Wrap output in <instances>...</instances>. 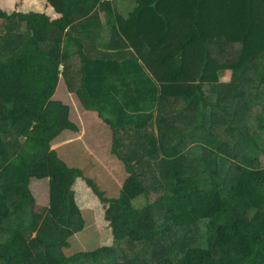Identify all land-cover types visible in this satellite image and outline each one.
<instances>
[{"label":"trees","instance_id":"obj_1","mask_svg":"<svg viewBox=\"0 0 264 264\" xmlns=\"http://www.w3.org/2000/svg\"><path fill=\"white\" fill-rule=\"evenodd\" d=\"M46 1L58 17L0 8V264H264V0H131L126 14L119 0ZM228 42L239 53L222 61L212 46ZM224 69L251 70L253 81L240 88L239 163L223 164L220 151L210 160L188 146L166 151L155 131L163 99L199 113L203 86ZM60 80L111 128L126 171L116 197L52 148L78 130L69 106L52 99ZM132 131L141 152L118 139ZM32 178L47 179L41 210ZM77 178L104 206L112 244L68 256V239L83 229Z\"/></svg>","mask_w":264,"mask_h":264},{"label":"crops","instance_id":"obj_2","mask_svg":"<svg viewBox=\"0 0 264 264\" xmlns=\"http://www.w3.org/2000/svg\"><path fill=\"white\" fill-rule=\"evenodd\" d=\"M18 1L19 0H0V8L4 10L5 8H10L12 6L11 10L13 11V9L21 3H18ZM24 6L27 8L32 6L33 9L29 8V10H23ZM116 6L119 8L121 14H126L133 6V3L131 0H119L116 3ZM21 7L22 9H20L22 11L44 12L51 19L59 16V13H57L46 0H22ZM103 17H105V15H103ZM110 29V25H104L102 32V39L104 42L109 41L112 38ZM117 40L119 41V39ZM141 50L143 53H146L145 48H141ZM212 52L222 61H233L239 53V45L229 42L218 43L212 46ZM122 55L125 56L128 54L124 50ZM249 71L251 70H221L219 72V80L216 83H206L203 86V92L205 93L203 97H205V99L201 105L203 110H199V113H197V108L190 109L186 104V100H176L174 98L163 99L161 105H159L156 109L155 117L157 120V126L155 127V131L158 137H160V134L164 136L166 140V151L169 152L175 148L183 149L188 146L186 150L187 153H190L193 156H200V159L210 160L213 151L211 148L219 145L217 150H219L221 154L227 158V160H222L223 164L233 165L235 163H239V161L235 158V154L239 153V147H237L235 151L234 138L235 136H239L240 122L242 118L240 88L244 87L242 84L244 81L246 82L245 86H250V82L253 83V81L250 80ZM242 72L247 73L246 78L242 75L245 80L241 77ZM62 92L64 93L65 91L62 90ZM76 101L79 105H76L77 110H74V114L77 116L75 119L78 121L80 120L81 122L79 125L76 124L78 126V130L70 131L67 136L59 139L55 143L54 149L60 157L58 153L59 149L64 146L68 147L74 141L78 140L79 137L84 136L82 125L83 118L90 121L91 129L88 132L91 137V147L89 145V153L91 157L89 163L93 169L97 167V169L100 170V173L104 172V174L109 175L108 179L111 178L112 173L118 176V181L113 179L115 181V185L111 188L112 191L107 190L108 187H106V189H101L106 197L113 198L114 196H111L110 193L119 194L122 181L126 177V171L122 161L111 152V128L98 116L95 110L86 108L79 101L78 97ZM132 132L124 135L123 133L117 135L119 137L118 139L130 143L133 147L138 146L141 152L143 148V140L141 136L136 134L134 131ZM219 139L222 140L221 143L219 142ZM160 141L162 142V140ZM225 144L228 146L232 145V148L229 150L226 147L224 148ZM181 146L183 148H181ZM153 148L155 147L153 146L152 149ZM150 151L154 152V150ZM62 153L64 157L60 158L66 163L69 154L66 149H62ZM83 174L86 175L84 172ZM79 183L81 182L76 181L74 186H78L79 190H81L82 186ZM97 183H101V185H98ZM97 183L96 184L100 188L103 186L104 181L102 182L100 180ZM74 190H76V188ZM143 199L145 200V198ZM88 200H91L89 195ZM93 200L97 206L89 204L86 205V208L90 207L92 209H100L101 203L94 194ZM133 201L132 206L135 208ZM81 203L84 204L85 202L81 201ZM143 206H140L139 209L143 208Z\"/></svg>","mask_w":264,"mask_h":264},{"label":"rangeland","instance_id":"obj_3","mask_svg":"<svg viewBox=\"0 0 264 264\" xmlns=\"http://www.w3.org/2000/svg\"><path fill=\"white\" fill-rule=\"evenodd\" d=\"M18 3L20 4L17 5L13 9V11L16 10L22 11L21 10L22 0H19ZM11 7L5 8L4 10L10 13L12 12ZM29 8L33 9L32 6ZM29 8L24 6L23 10H29ZM62 90H64L65 92L63 93ZM73 90L75 91V89ZM75 92L71 91V88L68 89L67 85L63 84L62 81L60 80L59 83L57 84L52 99L60 100L65 104L69 105L71 110L70 118L74 123L79 125V123L81 122L80 120L78 121L77 119H75V117L77 116H75L74 114V110L75 111L77 110L76 105H79L76 101L77 95ZM82 125H83L84 136L79 137L78 140L74 141L68 147L64 146L63 148L59 149L58 153L60 157H64L62 153V149H66V151L69 154L66 160V164L68 166L80 168L82 173L84 172L86 174V175L83 174L85 177H88L92 180L94 179L96 183L99 182L100 180L102 182L104 181L103 186H101L100 189H106V187H108L107 190L112 191L111 188H113L115 185V181L113 179H116L118 181V176L114 175L111 172L112 176L111 178L108 179L109 175L104 174V172L100 173V170H98L97 167L94 169L91 167V164L89 163L91 157L89 153V145L91 147V137L89 136V132H88L91 129V123L87 119L83 118ZM69 133L70 131H63L61 134V138L67 136ZM54 146L55 143L52 144V148H54ZM211 149L213 151H219L217 150V148L214 147H212ZM261 158H262V163L264 164V156H262ZM76 181L81 182L79 183L82 186L81 190H79L78 186H74ZM76 181L72 185L73 198L83 223V229L74 232L73 235L68 239L69 247L67 249H63L65 255L68 256H71L78 252L93 251L102 245L109 246L112 244L111 228L109 227L107 221H105L104 218V206L101 204L100 209H92L90 207L86 208V205L89 204H94L95 206H97V204L93 200V192L90 190L89 186H87L84 179L78 178ZM97 184L101 185V183H97ZM75 188L76 190H74ZM29 191L34 197L35 210L43 209V207L46 206L48 202L47 179L46 178L30 179ZM88 195L90 196L91 200H88ZM110 195L114 197L118 196L117 194H112V193H110ZM143 198H144L143 196H140L135 201H133V205L135 206L136 210H138L140 206L144 205L145 200ZM81 201H84L85 203L82 204Z\"/></svg>","mask_w":264,"mask_h":264}]
</instances>
